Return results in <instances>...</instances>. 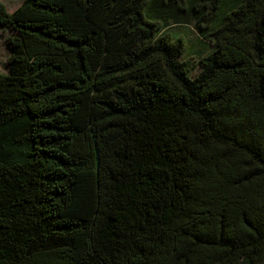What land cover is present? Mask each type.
Returning a JSON list of instances; mask_svg holds the SVG:
<instances>
[{
  "label": "trees",
  "instance_id": "obj_1",
  "mask_svg": "<svg viewBox=\"0 0 264 264\" xmlns=\"http://www.w3.org/2000/svg\"><path fill=\"white\" fill-rule=\"evenodd\" d=\"M0 26V264H264V0L0 2Z\"/></svg>",
  "mask_w": 264,
  "mask_h": 264
},
{
  "label": "rangeland",
  "instance_id": "obj_2",
  "mask_svg": "<svg viewBox=\"0 0 264 264\" xmlns=\"http://www.w3.org/2000/svg\"><path fill=\"white\" fill-rule=\"evenodd\" d=\"M1 3H3L6 7V9L9 12H12L20 3L22 0H0ZM11 35V30L7 29L6 27L0 26V71H5V61L8 56V43L7 38ZM189 41L186 40L188 45L190 47L197 48L198 42L196 41V35L193 33V31L188 36Z\"/></svg>",
  "mask_w": 264,
  "mask_h": 264
}]
</instances>
